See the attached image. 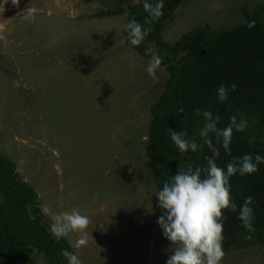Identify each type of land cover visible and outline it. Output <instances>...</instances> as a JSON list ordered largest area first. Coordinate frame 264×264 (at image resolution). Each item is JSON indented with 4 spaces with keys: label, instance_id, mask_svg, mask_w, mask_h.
<instances>
[{
    "label": "rangeland",
    "instance_id": "1",
    "mask_svg": "<svg viewBox=\"0 0 264 264\" xmlns=\"http://www.w3.org/2000/svg\"><path fill=\"white\" fill-rule=\"evenodd\" d=\"M139 1L0 0V152L35 188L46 225L72 208L90 218L87 243L73 248L83 264H165L170 254L143 139L168 73L149 76L150 59L127 41ZM263 2L184 0L162 37L232 28ZM222 264H264V247L232 249Z\"/></svg>",
    "mask_w": 264,
    "mask_h": 264
},
{
    "label": "trees",
    "instance_id": "2",
    "mask_svg": "<svg viewBox=\"0 0 264 264\" xmlns=\"http://www.w3.org/2000/svg\"><path fill=\"white\" fill-rule=\"evenodd\" d=\"M87 3L113 0H84ZM125 3L129 0H114ZM184 0H164L162 15L153 18L145 3L139 1L128 6V23L136 20L149 28L148 34L138 45H132L127 27V41L142 56L151 58L155 53L161 57V66L166 67L168 79L163 93L150 108V122L146 156L153 183L159 190L178 170L206 167V156L211 150L200 137L199 130L205 123L197 110H207L219 116L218 128L226 127L233 115L245 119L243 131H233L229 151H225L209 133L219 156L215 162L220 167L235 157L245 154L264 156V2L254 9L243 7L242 18L232 28L213 30L203 24L182 36L174 44L164 41L162 31L167 20ZM123 8L103 12L101 15L123 13ZM255 21L253 27H248ZM128 25V24H127ZM155 44L156 49L149 45ZM235 84V91L231 85ZM228 89V99L217 98V88ZM184 111L180 112L179 108ZM170 129L183 131L187 138L198 144L196 152L181 153L170 139ZM231 195L239 205L247 196L253 198L252 231L246 230L237 212L224 211L225 255L232 249L246 250L252 246L264 247V163L258 171L230 178ZM44 214L37 201L35 188L20 179L16 165L0 152V264H36L34 257H44L43 264H67L61 255L62 249L74 251L68 240H56L49 226L43 222Z\"/></svg>",
    "mask_w": 264,
    "mask_h": 264
},
{
    "label": "clouds",
    "instance_id": "3",
    "mask_svg": "<svg viewBox=\"0 0 264 264\" xmlns=\"http://www.w3.org/2000/svg\"><path fill=\"white\" fill-rule=\"evenodd\" d=\"M163 7L164 0H155L154 4L145 3V8L153 18L162 15ZM254 25L255 21L247 24L248 27ZM126 27L132 45H138L150 30L136 20H130ZM161 63V57L152 53L145 70L153 79ZM230 87L235 91V84ZM227 93L228 89L220 85L217 88L218 100L226 101ZM179 111L183 112L184 109L181 107ZM197 113L205 119L199 135L205 138L203 142L208 145L212 153L211 156L205 157L206 167L179 169L155 193L158 200L157 207L161 210L157 224L164 238L171 243L170 254L165 264H222L225 256L223 214L224 211L237 212L238 209L231 195L230 178L234 174L243 176L255 173L258 171V165L264 163V156L256 154L253 157L245 154L242 157H235L223 168L218 166L215 158L219 156V150L208 138L209 133H214L221 147L229 151L233 131H243L247 127V121L243 118L238 120L237 116L233 115L229 124L221 129L217 127V122L220 120L218 115L213 116L207 110L202 113L197 110ZM143 139L147 141L146 136ZM170 139L181 153H194L198 149L195 140L187 138V134L183 131L170 129ZM253 203V198L247 196L238 209L237 218L248 231L253 230ZM151 211L152 205L149 212ZM89 224L90 218L86 214L72 208L53 215L49 230L54 239L68 240L70 247L79 249L87 243ZM73 234H78L74 243H72ZM61 255L67 260V264H83L76 252L62 249Z\"/></svg>",
    "mask_w": 264,
    "mask_h": 264
}]
</instances>
